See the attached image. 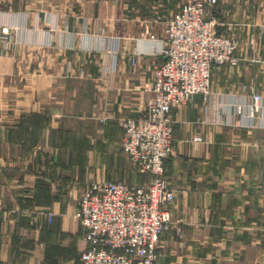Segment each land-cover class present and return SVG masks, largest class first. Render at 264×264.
<instances>
[{
	"label": "crops",
	"instance_id": "crops-1",
	"mask_svg": "<svg viewBox=\"0 0 264 264\" xmlns=\"http://www.w3.org/2000/svg\"><path fill=\"white\" fill-rule=\"evenodd\" d=\"M186 1L0 0V264H79L85 190L150 180L122 152V121L146 114L166 22ZM212 11L239 63L172 111L159 264H264V0Z\"/></svg>",
	"mask_w": 264,
	"mask_h": 264
},
{
	"label": "built area",
	"instance_id": "built-area-1",
	"mask_svg": "<svg viewBox=\"0 0 264 264\" xmlns=\"http://www.w3.org/2000/svg\"><path fill=\"white\" fill-rule=\"evenodd\" d=\"M219 2L188 0L166 22L154 98L145 115L122 121V152L133 170L150 180L101 181L85 190L77 216L88 247L79 264H159L162 234L172 222L168 206L176 199L166 178V161L175 149L172 111L195 94L211 97L213 68L239 63L237 38L219 33L211 12ZM262 100L260 93L253 96V112Z\"/></svg>",
	"mask_w": 264,
	"mask_h": 264
},
{
	"label": "rangeland",
	"instance_id": "rangeland-1",
	"mask_svg": "<svg viewBox=\"0 0 264 264\" xmlns=\"http://www.w3.org/2000/svg\"><path fill=\"white\" fill-rule=\"evenodd\" d=\"M5 29L7 30V33H6V34H3V31H4ZM0 37H1V38L3 37V39H1V41H2V40H3V41H8V39L11 37L9 29H8V28L1 29V30H0ZM123 154H124V153H123Z\"/></svg>",
	"mask_w": 264,
	"mask_h": 264
}]
</instances>
